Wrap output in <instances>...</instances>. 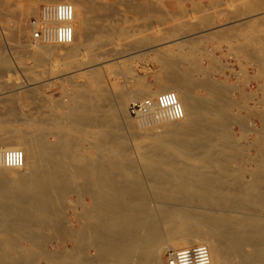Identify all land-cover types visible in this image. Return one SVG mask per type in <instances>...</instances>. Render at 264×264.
<instances>
[{
    "label": "bare ground",
    "instance_id": "bare-ground-1",
    "mask_svg": "<svg viewBox=\"0 0 264 264\" xmlns=\"http://www.w3.org/2000/svg\"><path fill=\"white\" fill-rule=\"evenodd\" d=\"M61 1L75 6L74 40L66 45L31 43L29 49H37L29 54L38 62H43L46 54L51 55L57 45L66 46V55L74 56L94 42L111 40V33L93 38L94 32H104L106 17L117 9H113L110 0H25L14 10L0 0V10L11 35L21 38L31 32L30 24L23 19L25 15L33 12L38 3ZM260 9H264V0L255 4L254 10ZM245 28L241 27L243 31ZM258 37L263 49L264 27ZM9 67V60L0 54V70ZM169 72L173 74L172 79L168 77L170 83L155 91L141 88L126 93L133 99L144 93L154 96L173 90L184 108L183 119L144 129L151 142L136 137L134 146L143 167L133 154L116 113L124 96L117 100L111 97L101 85L100 71L88 72L93 86L73 90V107L65 110L59 101L52 104L60 107L59 115L38 108L24 118L15 108V100L5 102V111L0 114V144L3 148L23 149L25 161L21 168L0 164V233H5V238H0V264H33L38 258H45L50 264H160L158 256L163 248L176 250L199 243L209 247L211 264H264V138L259 142L258 156L251 158L255 167L251 181L246 182L239 164L249 158L240 142L230 141V117L224 107L220 108L226 104L220 100L222 86L219 91L212 86V100L208 102L194 95L191 73L189 76L183 69ZM20 121H25L30 130L7 128ZM75 135L95 147L97 157H85L77 147ZM233 162L238 166H233ZM147 179L155 198L166 201L164 206L155 208L151 204ZM73 192H78L79 198L89 196L92 200L89 206L82 204L83 210L74 209L77 229L62 216L68 206L64 200ZM49 223L58 227L63 241L73 242L70 251L44 249L49 240L44 227ZM38 226L43 228L42 233H33ZM165 235H171L172 240L164 242ZM17 238L31 244L25 255L13 245ZM91 247L97 250L94 257L87 255Z\"/></svg>",
    "mask_w": 264,
    "mask_h": 264
},
{
    "label": "rangeland",
    "instance_id": "rangeland-1",
    "mask_svg": "<svg viewBox=\"0 0 264 264\" xmlns=\"http://www.w3.org/2000/svg\"><path fill=\"white\" fill-rule=\"evenodd\" d=\"M2 1L8 2L11 9L14 10L17 4L24 3L25 0ZM260 1L262 3L263 0ZM260 1L110 0L113 9L117 8L114 10L116 13L112 9L114 13L111 12L108 14V18L106 17L107 27L104 32H94V37H92L99 39L103 38V35L111 33V40L96 44L94 42V45L82 48L74 56L66 55V46L60 48L58 47L60 45H57L53 47L51 55H45L43 62L36 61L29 54L30 51L37 49H29L31 43H36L32 39V33L21 38L12 36L10 27L0 10V54L10 62L9 68L0 70V114L5 111V102L12 99L15 100V108L21 112L24 118L34 114L38 108L51 115H59L60 107L52 104L59 101L65 110L73 107L75 105L72 98L73 90H86L88 86H93L94 82L88 76V72L90 70L100 71L102 72L101 85L103 88H107L111 97L117 100L119 96H124L122 105L118 106V103H115L118 106L116 113L120 117L123 133L130 141L131 150L138 163L143 167L139 152L135 149L134 140L136 137H141L145 142H151L148 130L144 129L156 125H167L169 120L149 124L138 123L130 115L129 104L133 100L146 97L154 98L156 95L144 93L141 97H132L133 99H131L126 96V93L141 88L155 91L160 85L170 83L168 77L172 79L173 74L169 70L172 72L174 69H183L188 74H192H189L190 77L193 76L194 83L191 89L196 97L205 98L209 102L212 100V86L215 85L217 91H219V86H222L220 100L225 101L226 104L220 108L224 107L227 110V116L230 117L227 128L232 137L230 141L240 142L246 152H244L245 156L249 158L239 164L241 171L243 170L244 181L249 182L252 179L251 172L255 167L251 158L258 156L261 147L259 142L264 138V48L262 49V41L258 37L264 27L262 20L264 19V9L254 10L255 4ZM135 3L137 4L135 5ZM42 4L46 3H38L33 12L23 17L26 24H29L30 18L38 12ZM154 8H156L155 11ZM239 11L240 13H238ZM226 29H229L228 32ZM218 35L223 37L219 38ZM79 43H82V40ZM187 47L190 49L188 50ZM162 55L163 59L160 58ZM192 63L195 67L191 65ZM168 72L170 75H167ZM212 81L213 83H211ZM81 101L83 102V99ZM15 127L30 130L25 121L11 123L7 128L14 129ZM51 139L54 138L51 137ZM74 140L85 157H97V149L85 138L75 135ZM0 146L3 145L0 144ZM186 162L190 163V161ZM232 164L238 166L236 162ZM145 183L153 207L164 206L166 201H159L155 198L156 194L151 187V182L147 179ZM64 201L68 206L64 207V213L61 212L62 216L71 222L73 228H79L78 224L74 223L76 218L74 209L81 211L83 205H91V198L89 196L79 198V193L73 192ZM58 207L61 208V206ZM236 214L240 215L241 213ZM57 228L53 223L45 225L44 229L49 240L44 249L56 253L69 248L71 250L73 242L63 241L57 233ZM42 231L43 228L38 226L34 228L33 233L38 234ZM0 238H5L3 231L0 233ZM170 240H172V236L165 235L164 242ZM13 245L18 248L21 255H25L26 249L31 246L30 242L23 238H17ZM166 245L164 243L163 247ZM169 250L171 249L163 248L160 252L158 256L160 264H167ZM87 253L89 257H94L97 255V250L95 247H91ZM33 264H50V262L45 258H38Z\"/></svg>",
    "mask_w": 264,
    "mask_h": 264
},
{
    "label": "built area",
    "instance_id": "built-area-1",
    "mask_svg": "<svg viewBox=\"0 0 264 264\" xmlns=\"http://www.w3.org/2000/svg\"><path fill=\"white\" fill-rule=\"evenodd\" d=\"M75 6L69 1L42 4L29 20L34 41L61 45L70 44L75 37ZM128 110L138 123L178 121L184 118V108L178 94L173 90L163 91L153 97L131 101ZM25 152L21 148L0 146V164L9 168L24 165ZM210 249L199 243L167 253V264H211Z\"/></svg>",
    "mask_w": 264,
    "mask_h": 264
}]
</instances>
